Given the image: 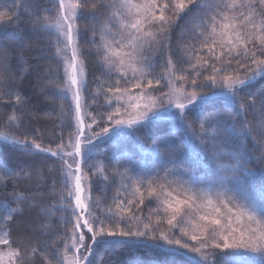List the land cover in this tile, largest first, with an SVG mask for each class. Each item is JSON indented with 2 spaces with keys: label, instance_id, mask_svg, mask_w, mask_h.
<instances>
[{
  "label": "snow or ice",
  "instance_id": "snow-or-ice-1",
  "mask_svg": "<svg viewBox=\"0 0 264 264\" xmlns=\"http://www.w3.org/2000/svg\"><path fill=\"white\" fill-rule=\"evenodd\" d=\"M82 19L92 27L81 30ZM177 28L187 41L179 56ZM81 40L99 72L91 95ZM157 58L166 61L159 75ZM28 77L40 94L53 88L68 102L47 145L25 126L26 115L36 118L20 87ZM101 94L106 107L96 111ZM0 109V247L8 249L0 264H27L38 251L44 264H94L112 248L149 251L152 264H264V167H250L257 150L264 165V0H6ZM98 151L103 159L90 163ZM189 153L200 175L185 166ZM41 154L43 166L28 159ZM108 167L121 185L102 206L92 192ZM48 180L51 204L16 190ZM153 200L155 218L137 215ZM57 212L70 223L63 233L52 223ZM17 217L25 229L14 237ZM36 231L56 239L29 248Z\"/></svg>",
  "mask_w": 264,
  "mask_h": 264
},
{
  "label": "trees",
  "instance_id": "trees-1",
  "mask_svg": "<svg viewBox=\"0 0 264 264\" xmlns=\"http://www.w3.org/2000/svg\"><path fill=\"white\" fill-rule=\"evenodd\" d=\"M5 3L6 0H0V10H4ZM41 6L43 7L44 5L42 4ZM102 19L103 17L100 16V18L97 21H95V23L99 25V23L102 22ZM92 24L93 21L88 19H82L78 21V26L80 27L81 30L90 29L92 27ZM88 35L90 36L91 33L89 32ZM179 36H180V29L177 28L172 35V46L177 56L181 54V48L183 44L187 43L186 40L184 41L179 40L178 39ZM98 39L99 36L97 35V40ZM80 44L82 51L87 55V63L89 65L88 68L89 75L87 77L88 79L87 94L91 95L96 90L95 77L99 75V72L96 71L94 67L95 65L94 55L88 54V41L81 40ZM29 62L31 63L32 61ZM162 64H166V61L157 58V65L155 67V73L157 75L162 74L164 71V68L161 67ZM179 69L180 66L177 65V74H179ZM29 80H31L32 83L35 84L34 78L28 77L20 87L24 95L31 97L30 103L32 104V107L30 111L35 113L36 118H32L31 116L26 115L25 126L29 127L32 130V132L39 130L40 136L38 138L42 139L45 145H47L50 140L59 138V132L62 127V120H64V122L66 123V118H62L60 116V107L61 104H64L65 108H67L68 102L61 101L59 98L53 97L51 95L52 91H54L53 88H48L44 94H40L37 90H34L29 85L28 83ZM260 87H261V83L257 82L252 89L253 92H255ZM158 88L159 90L167 91L168 90L167 81L166 80L163 81L162 84L158 86ZM154 94L159 95V91H155ZM92 107L96 111L105 110L106 104H105L104 94H101L97 98V103L92 105ZM2 110L3 109H0V111ZM8 111L9 112L11 111L10 106L8 108ZM248 120L250 121L253 120V116L251 115V113L248 115ZM196 131H199L198 125L196 126ZM177 143H179V141H177ZM249 144L251 145V141H249ZM102 147H107V146L105 145ZM3 151L4 149L0 147V152ZM258 154L259 151L257 150V153L254 154L252 157V163L250 164V167H264V165L256 164V155ZM144 155L145 154L137 153V155L134 156L133 159H140ZM28 159L36 160L37 166L44 165L42 154L36 157H28ZM102 159L103 156L100 155L98 151V154L93 158L92 161H90V163H95L96 161ZM185 160L187 162L185 166H187L188 164L194 165V170L196 171L197 175H200L204 171V166L202 164L196 163V157L194 154H190V153L186 154ZM45 174L47 175L46 167H45ZM105 175H107L109 179L107 181H104L102 178L97 180L95 190L92 192L93 203L99 201L102 206L112 204V198L116 195L117 190L120 188L121 185L120 179L118 177H113L111 167L106 168ZM51 184L52 181L48 180L47 183L41 189L37 190L35 184L29 185L27 182H21L16 187V190L25 191L27 193H31L32 191H39L44 195L39 196L38 198L43 199L46 204H51L54 199L53 196L48 195V193L52 192ZM59 186H60L59 180L57 179V194L59 192ZM12 190H13V185L9 183L6 191L11 192ZM155 206H156V202L154 200L151 202L146 201L145 205H143L142 208L137 211V215H142L146 220L150 214H153L152 210L153 208H155ZM36 211L37 208H33L31 210L33 216L36 215ZM25 212L26 213L28 212L27 207L25 208ZM60 216L61 213L57 212L56 216L52 217L51 219L58 233H63L66 227H70V223L61 224ZM153 218H155L154 214H153ZM67 219L70 220V217ZM22 221L23 218L17 217V222L14 224V227L12 229L14 237L24 232L25 225ZM164 227H167V225H164ZM55 239H56L55 235H50L48 233L36 231L31 235V237L28 240L25 241V243L29 248H31L38 245H43L44 243L51 245L52 241ZM58 244L60 248H63V241H58ZM160 258L163 259V257ZM154 259H156V257L151 252L145 251L143 249L140 250H132L128 248H112L108 250L100 249L96 254L94 264H152V261ZM27 264H44V257L38 251L33 258L27 260Z\"/></svg>",
  "mask_w": 264,
  "mask_h": 264
},
{
  "label": "rangeland",
  "instance_id": "rangeland-1",
  "mask_svg": "<svg viewBox=\"0 0 264 264\" xmlns=\"http://www.w3.org/2000/svg\"><path fill=\"white\" fill-rule=\"evenodd\" d=\"M0 143H2V142H0ZM6 251H8L7 248L0 247V252H6ZM3 264H9V261L7 259H5V261L3 262Z\"/></svg>",
  "mask_w": 264,
  "mask_h": 264
}]
</instances>
